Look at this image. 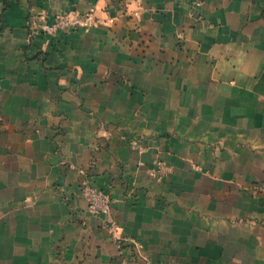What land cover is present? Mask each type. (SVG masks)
Returning <instances> with one entry per match:
<instances>
[{
  "label": "crops",
  "instance_id": "crops-1",
  "mask_svg": "<svg viewBox=\"0 0 264 264\" xmlns=\"http://www.w3.org/2000/svg\"><path fill=\"white\" fill-rule=\"evenodd\" d=\"M0 264H264V0H0Z\"/></svg>",
  "mask_w": 264,
  "mask_h": 264
},
{
  "label": "built area",
  "instance_id": "built-area-1",
  "mask_svg": "<svg viewBox=\"0 0 264 264\" xmlns=\"http://www.w3.org/2000/svg\"><path fill=\"white\" fill-rule=\"evenodd\" d=\"M94 19L91 13L74 14L72 16H54L50 22L41 21L38 26L42 32L54 34L58 30L64 32L76 31L87 28L93 24ZM80 174H83L82 171ZM80 193L86 203L88 210L93 215H110L112 212V198L103 190L92 186L85 175L80 180Z\"/></svg>",
  "mask_w": 264,
  "mask_h": 264
}]
</instances>
